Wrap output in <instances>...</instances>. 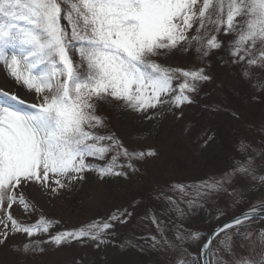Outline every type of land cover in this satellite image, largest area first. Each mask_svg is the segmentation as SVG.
Returning a JSON list of instances; mask_svg holds the SVG:
<instances>
[{
	"label": "snow or ice",
	"instance_id": "obj_1",
	"mask_svg": "<svg viewBox=\"0 0 264 264\" xmlns=\"http://www.w3.org/2000/svg\"><path fill=\"white\" fill-rule=\"evenodd\" d=\"M188 52L202 66L157 62ZM219 52L226 53L224 65L239 69L241 85L252 92L249 101L264 103V0H0V67L38 101L26 103L0 87V247L22 255L44 253L45 245L102 250L118 227L137 219L141 206L136 226L151 225L157 234L137 237L147 249L131 240L121 248L150 251L161 257L158 264H264V227H252L264 219V140L241 138L238 155L219 176L154 184L149 205L134 198L132 211L118 208L75 229L53 233L59 222L23 195L32 185L46 195L70 191L89 172L100 179L139 174V165L159 153L127 147L100 110L130 111L150 121L165 114L180 119L203 87L215 83L208 61ZM225 108L232 119H242L238 109ZM200 139L207 147L215 136ZM254 197L261 202H251ZM245 204L246 210L208 234L185 227L201 212L222 219ZM13 205L37 220L14 217ZM17 234L24 240L17 242Z\"/></svg>",
	"mask_w": 264,
	"mask_h": 264
},
{
	"label": "rangeland",
	"instance_id": "obj_2",
	"mask_svg": "<svg viewBox=\"0 0 264 264\" xmlns=\"http://www.w3.org/2000/svg\"><path fill=\"white\" fill-rule=\"evenodd\" d=\"M220 38L233 39L223 35ZM221 57L226 59V53L219 52L209 58L211 67L208 70L215 78V83L203 87L196 103L186 106L180 119L165 114L150 121L130 111H119V116H114L115 111L110 113V107L100 110L108 118L109 126L114 127L115 134L127 147L142 151L155 149L159 153L157 158H148L141 163L140 173L132 179H100L96 173L89 172L82 184L70 191L61 190L56 195H46L37 185L23 189L24 197L45 218L59 222L51 229L53 233L75 229L93 220L106 218L118 208H129L132 211L129 205L134 198L137 201L142 199L147 206L151 203L149 193L154 184L194 183L209 176H219L233 162V157L238 155L236 148L241 138L256 144L264 140V135L261 134L264 126V103L249 101L248 97L252 92L246 85H241L239 69L224 65ZM157 62L183 69L202 66L192 52L175 53L166 58L162 57ZM6 77V70L0 67V87L4 91L17 94L26 103L38 102L34 99V94L18 88L10 77ZM241 88L243 95L237 91ZM226 104L238 109L242 117L240 121L232 119L229 110L225 108ZM214 106L224 110L210 112L209 109ZM205 133L214 135L215 139L207 147H201L200 138ZM251 202L259 204L261 201L254 197ZM247 206L245 204L230 210L222 219L215 218L214 212L211 218L209 212H201L187 221L185 227L199 229L208 234L218 223L246 210ZM144 211V207L137 206V219L118 227L113 242L102 250H97L90 244L83 247L74 244L59 249L45 245L44 253L22 255L11 248L0 247V264H75L76 261L80 264H158L161 257L150 251L141 252L138 247L127 245L121 248L122 244L131 240L133 244L147 249V244L137 237L149 233L157 234L155 227L151 225L136 226ZM11 213L25 223L35 222L38 218L37 214L25 216L22 207L18 205H13ZM164 219L167 221L168 217ZM252 227H264V220H257ZM15 239L20 242L24 237L17 234ZM196 250L192 249L193 252Z\"/></svg>",
	"mask_w": 264,
	"mask_h": 264
},
{
	"label": "trees",
	"instance_id": "obj_3",
	"mask_svg": "<svg viewBox=\"0 0 264 264\" xmlns=\"http://www.w3.org/2000/svg\"><path fill=\"white\" fill-rule=\"evenodd\" d=\"M112 111H115V112L113 113L114 116H116V115L119 114V111H117V110H115V109H112V108L110 107V113H111ZM118 116H119V115H118ZM118 116H117V117H118ZM117 117H116V118H117ZM110 120H111V116H110ZM110 129H111L112 132L115 133L114 127H113L112 125H110Z\"/></svg>",
	"mask_w": 264,
	"mask_h": 264
},
{
	"label": "water",
	"instance_id": "obj_4",
	"mask_svg": "<svg viewBox=\"0 0 264 264\" xmlns=\"http://www.w3.org/2000/svg\"><path fill=\"white\" fill-rule=\"evenodd\" d=\"M238 214H239V213H238ZM238 214H236V215H238ZM230 219H231V217H228L227 219L223 220L222 222H220V223H218V224L224 223L225 221L230 220ZM258 220H259V219H258ZM260 220H264V219H260ZM218 224H217V225H218ZM217 225H216V226H217ZM216 226H215V227H216ZM215 227H214V228H215Z\"/></svg>",
	"mask_w": 264,
	"mask_h": 264
}]
</instances>
